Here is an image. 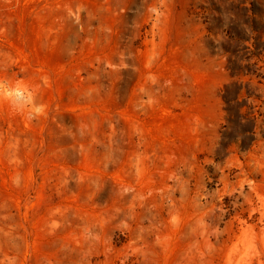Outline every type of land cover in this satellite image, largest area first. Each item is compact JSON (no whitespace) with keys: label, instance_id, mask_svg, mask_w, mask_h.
<instances>
[{"label":"rangeland","instance_id":"rangeland-1","mask_svg":"<svg viewBox=\"0 0 264 264\" xmlns=\"http://www.w3.org/2000/svg\"><path fill=\"white\" fill-rule=\"evenodd\" d=\"M238 1L0 0V264H264V64L207 31Z\"/></svg>","mask_w":264,"mask_h":264},{"label":"trees","instance_id":"trees-1","mask_svg":"<svg viewBox=\"0 0 264 264\" xmlns=\"http://www.w3.org/2000/svg\"><path fill=\"white\" fill-rule=\"evenodd\" d=\"M226 21L218 11L216 26L208 24L207 31L213 35H221L236 44L240 52L246 53L238 57V50H227L232 58L228 60L226 69L230 77L249 76L261 78V66L258 63L264 57V0H239L230 3ZM240 44V45H237ZM258 61L252 62V58ZM246 61V64L243 62ZM251 95L244 90L242 84L229 83L223 87L222 101L225 105L226 121L222 126L221 143L225 141L235 144L241 151H248L256 141L257 119L247 101Z\"/></svg>","mask_w":264,"mask_h":264}]
</instances>
